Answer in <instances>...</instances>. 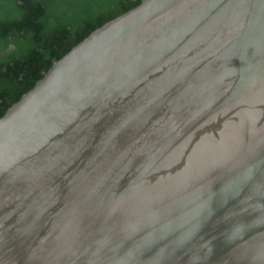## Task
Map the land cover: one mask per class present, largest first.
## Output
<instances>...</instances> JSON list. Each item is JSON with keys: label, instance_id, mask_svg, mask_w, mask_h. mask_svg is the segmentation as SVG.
Returning a JSON list of instances; mask_svg holds the SVG:
<instances>
[{"label": "water", "instance_id": "obj_1", "mask_svg": "<svg viewBox=\"0 0 264 264\" xmlns=\"http://www.w3.org/2000/svg\"><path fill=\"white\" fill-rule=\"evenodd\" d=\"M0 264H264V0H141L0 116Z\"/></svg>", "mask_w": 264, "mask_h": 264}, {"label": "trees", "instance_id": "obj_2", "mask_svg": "<svg viewBox=\"0 0 264 264\" xmlns=\"http://www.w3.org/2000/svg\"><path fill=\"white\" fill-rule=\"evenodd\" d=\"M141 0H0V116L75 44Z\"/></svg>", "mask_w": 264, "mask_h": 264}]
</instances>
